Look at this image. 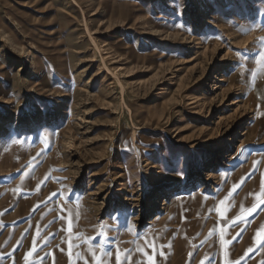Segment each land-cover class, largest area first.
I'll use <instances>...</instances> for the list:
<instances>
[{"label":"rangeland","instance_id":"1","mask_svg":"<svg viewBox=\"0 0 264 264\" xmlns=\"http://www.w3.org/2000/svg\"><path fill=\"white\" fill-rule=\"evenodd\" d=\"M260 193L264 0H0V264H264Z\"/></svg>","mask_w":264,"mask_h":264},{"label":"snow or ice","instance_id":"2","mask_svg":"<svg viewBox=\"0 0 264 264\" xmlns=\"http://www.w3.org/2000/svg\"><path fill=\"white\" fill-rule=\"evenodd\" d=\"M54 195H55V194H54ZM229 195H231V193H230ZM254 195H258V196L264 197V193L254 194ZM226 199H227V197H226ZM221 203H223V201H222ZM261 203H264V200H261ZM250 214H251V213H250ZM244 222H246V221L243 220L242 218L238 217V218H237V221H235V222L233 223L232 226L234 227V226L236 225V223H244ZM69 231H71V226H70V225H69ZM256 240L258 241V247H264V238H262L260 232H257V234H256ZM222 243H225V241L223 240V238H222ZM252 251H253L252 249H249V250H248L249 253H251ZM37 253H38V249H37V247H36V242H35V240H34V241H33V250L30 251V252H28V253L26 254V256H25L26 264H29L28 257L33 256V255H35V254H37ZM47 255H49V254L46 253V254H45V257H46ZM45 257H41V258H40L41 261H42L43 258H45ZM126 258H127V257H126ZM247 258H250V257L246 254V256L243 257V258H241L240 261H237L236 264H243V259H247ZM116 259H117V264H120V254H119V252H118L117 255H116ZM206 259H211V257H207ZM148 264H155V261L152 259V257H148ZM201 264H204V261H203V260L201 261Z\"/></svg>","mask_w":264,"mask_h":264},{"label":"bare ground","instance_id":"3","mask_svg":"<svg viewBox=\"0 0 264 264\" xmlns=\"http://www.w3.org/2000/svg\"><path fill=\"white\" fill-rule=\"evenodd\" d=\"M96 47V46H95ZM6 132V131H5ZM246 195V194H245ZM251 197V196H250ZM182 197H173L171 198L170 200V204L168 205V208L166 209V213L168 214V212L170 211V209L174 206V205H177L179 203V200L181 199ZM245 198V197H244ZM168 204V203H166ZM166 218H167V215L166 217H162L161 216H158L154 221H152L150 223V225L152 227H155V226H159V225H163L165 224V221H166ZM61 234V233H60ZM29 242V241H28ZM27 242V243H28ZM24 252H22L21 256L19 257V260L16 262V263H19L21 262L22 258L25 257V253L23 254ZM68 254V253H66ZM24 259V258H23ZM49 260H51L52 262H50L49 264H64V261H67V258L65 257L64 253L63 255H60V254H54V255H50L49 256Z\"/></svg>","mask_w":264,"mask_h":264},{"label":"crops","instance_id":"4","mask_svg":"<svg viewBox=\"0 0 264 264\" xmlns=\"http://www.w3.org/2000/svg\"><path fill=\"white\" fill-rule=\"evenodd\" d=\"M250 186H251V185H249L248 187H250ZM254 186H255V185H254ZM254 186H253V187H254ZM244 192H246V193H250V189L248 188V189H247L246 191H244ZM244 192H243V193H244ZM248 195H249V194H248ZM248 198H249V197H248ZM262 213H263V212H262ZM259 217H260V216H258V217L255 218V219L258 220ZM262 217H263V218H262ZM262 219H264V216H261L260 220H262ZM258 221H259V220H258ZM263 226H264V224H263ZM258 232H260L262 238H264V231H263V233H262V232H261V229H260V230H258ZM258 252H259V251H258ZM258 252H257V253H258ZM257 253L253 255L252 259H250L249 262L255 260V257L257 256ZM240 260H241V259H240ZM240 260H238V261H240ZM254 263H255V264H261V257H260V258H257L252 264H254ZM234 264H236V263H234ZM243 264H245V261H243Z\"/></svg>","mask_w":264,"mask_h":264}]
</instances>
